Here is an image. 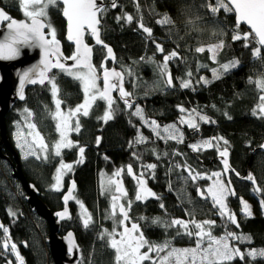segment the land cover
Returning <instances> with one entry per match:
<instances>
[{"label":"trees","instance_id":"16d2710c","mask_svg":"<svg viewBox=\"0 0 264 264\" xmlns=\"http://www.w3.org/2000/svg\"><path fill=\"white\" fill-rule=\"evenodd\" d=\"M101 1L106 11L101 17L100 38L112 49L115 66L123 76V87L131 93L130 99L140 103L145 117L168 124L180 119L183 113H197L209 121L198 123V137L218 138L223 142V149L228 152V163L234 171V175L227 172L231 189L235 192L228 199L227 206L235 214L239 227L226 223L212 203L198 196V187L204 188L206 182L193 180L189 175V170L192 176L222 170L214 148L194 153L185 144L157 139L147 130H142L144 141L135 143L136 132L128 122L129 113L117 106L116 117L103 125L100 117L104 115L106 105L102 103L84 119V138L92 146L99 137V143L87 149L83 162L64 179L66 186L74 181L73 200L81 201L92 216V223L86 229L74 201L70 203V218L60 222L61 237L68 232L74 234L80 253L78 264H114L115 253L107 246V238L100 239L104 230L111 231L113 221L106 218L109 206L107 199L99 195L98 178L102 172L111 174L120 169H123L121 178L127 198L133 201L129 210L130 221L126 222L137 223L149 242L162 244L170 241L172 247L193 246L194 236L184 234L179 226L165 225L173 219L185 222L194 219L201 223L215 221L211 232L216 237L225 231L250 236V242H232L241 252L264 249L261 207L264 200V153L257 150L264 144V116L258 111L264 90L256 84L257 80L264 79V49L259 57H254L253 50L257 47L254 41L249 47L244 46V40L234 41V15L222 10L212 14L208 5L214 6L215 0ZM0 8L15 20L23 19L19 0H0ZM61 14L59 8L49 9V20L56 29L62 52L65 57H70L73 48L65 40V23ZM129 15L131 21L126 19ZM165 15L172 23H158ZM141 24L151 29V37L143 31ZM246 31L241 26L240 32ZM220 41L224 42V47L214 62L208 52L196 51ZM85 43L92 44V41L88 38ZM157 44L163 52L157 50ZM172 52L177 55L167 62V71L172 78V85L168 86L166 75H162L159 66L164 63V56ZM93 53V60L98 64L107 56L105 50L98 47H94ZM234 60L239 62L236 67L219 79H213V69ZM50 75L56 76L62 108L70 110L76 107L82 99L80 84L57 69H53ZM183 81H188L189 87H181ZM25 109L32 113L33 122L45 137L53 142L56 138L55 124L50 113H53L54 104L50 86L45 84L27 89L24 101L16 102L4 117L9 144L11 126L17 120L15 112ZM254 109L257 115H253ZM63 155L64 161H75L72 152L66 151ZM59 161V158H49L47 163H42L28 159L20 164L23 177L37 188L40 200L51 212L63 207L61 193L48 191ZM137 161L155 165L146 186L156 195L145 201H136V177L132 178L125 170L131 165L135 171ZM14 169L13 154L0 145V264L13 259L8 247H4L7 242L4 228L8 229L9 238L17 246L24 264H53L47 247L49 228L25 203L21 185L13 177ZM248 171L255 178V184L248 183ZM254 188L260 191H253ZM241 200L251 205L252 217H245L242 213ZM154 218H159L162 223H153ZM231 264H264V258L245 256L241 260L237 257Z\"/></svg>","mask_w":264,"mask_h":264},{"label":"snow or ice","instance_id":"6c2138e0","mask_svg":"<svg viewBox=\"0 0 264 264\" xmlns=\"http://www.w3.org/2000/svg\"><path fill=\"white\" fill-rule=\"evenodd\" d=\"M20 9L25 17V20L17 21L11 18L3 10H0V22L6 23V32L3 39H0V59L12 60L20 54V46H31L39 48L41 51V59L39 64L34 65L32 68L24 71L20 75V88L19 95L20 99H24V84H40L45 85L47 83L51 86V94L55 103L56 111L50 113L52 119L56 121V131L60 135V139L52 146L54 155L61 156V149L73 147V142L68 138V132L80 131V121L77 118L74 125L72 124V118L77 117L78 114L88 116L90 109L93 108L97 100H103L106 102V109L104 115L100 119L107 122L113 118L116 109L114 105L116 100L112 96V92L117 90L119 92V98L124 101L125 106L132 107L127 99L131 93L126 91L122 85L123 76L120 72L115 70L105 69L103 73V89L97 86V80L99 79L96 68L92 64V48L85 43L86 32L95 38V42L98 45H103V41L100 38V25L101 17L106 11L97 0H19ZM62 5V7H60ZM115 7V3L112 5ZM59 8L63 17L66 19L67 27V40L75 44V51L72 56L63 58L61 52L60 41L57 39L56 29L49 20V9ZM209 10L212 14H218L221 10L226 14H234L235 16V31L232 35V39L244 40L245 47L254 41L257 47L253 50V56L259 57L261 50L264 49V0H215V5H208ZM117 19H120L118 17ZM128 21L132 20V17L126 16ZM161 24H170L172 21L165 15L161 20L158 21ZM242 25H247L250 31L241 33L240 29ZM145 33L149 37L152 35L150 28L145 27L143 24L140 25ZM47 29V31H45ZM50 37V38H49ZM107 48L108 56H112V49L107 45H103ZM157 50L163 52V48L157 44ZM224 47V42L220 41L218 44L210 45L208 51L213 54L212 59L215 60L219 53V50ZM204 48H197V52H203ZM177 54L172 52L170 55L164 56V63L160 65L162 75H168L167 84L172 85V78L167 71V62L175 57ZM63 59H70L73 61L72 65L68 66L62 62ZM238 61H230L227 64L220 65L223 73L228 72L231 68L237 66ZM103 67V65H101ZM53 69L59 70L60 73L71 76L74 80H77L83 92L84 100L81 104L77 105L75 109H70L67 113L61 111L62 101L58 98L59 88L56 83V76L50 75ZM213 77L219 79L222 72L218 69H213ZM34 73L33 75H30ZM189 75H191L189 73ZM202 80L204 78H201ZM208 83L207 80L204 81ZM252 82V81H250ZM256 84L258 88L264 90V79L257 80ZM181 87H189L188 81H183ZM259 113L264 116V95L260 97V103L258 105ZM184 111L183 108L180 109ZM195 111V110H193ZM28 113V117L32 116V113L25 109ZM134 116H138L141 120H144L143 112L139 107H136L135 112L132 113ZM253 115H257V110H253ZM200 120L205 123L209 122L207 117L200 116ZM147 123V121H145ZM181 123H187L190 128H197L195 120L190 116L187 120L181 117ZM153 131L159 136V125L156 121H151ZM27 127L30 129L28 135L32 137L31 143L25 140L24 144L28 146L29 151L26 153L27 156H34L37 159H41V155L46 160L48 158L47 153L49 152V146L45 143L44 138L37 130L36 125L29 123ZM167 133V139H177L182 141V134L179 133V129L175 125L165 126L163 129ZM218 139V138H213ZM144 137L138 135L136 143H142ZM99 143V138H97ZM227 144V141H225ZM18 147L23 150L24 145L18 143ZM190 147L193 151H197L202 147H213L211 140L201 141L199 144H192ZM264 147V146H262ZM39 149V152H37ZM81 158L76 163L83 162L84 149H79ZM220 156L224 157L225 172L229 171V165L227 162L228 152L227 149L220 152ZM73 165L66 164L61 160L60 166L56 169V175L54 176L55 184L52 185L53 190L59 191L61 187V179L65 172L72 171ZM148 169L155 168V165H147ZM127 172L129 175H133L131 165L128 166ZM120 171L113 173V177H118ZM189 175L193 180L197 176H192L191 170ZM212 176L216 177L213 184L206 189L207 196H204L203 192H199L202 198H211L212 206L218 208V214L225 218L226 223L230 222L236 227H239L236 216L227 206V197L234 196L235 192L231 190V181H223L221 173L214 172ZM135 178V177H134ZM248 180L256 183L255 178L252 174L247 177ZM115 186V193H113L112 186ZM138 190L136 192V201L145 200L148 196H155L156 194L151 192L145 186L143 178L137 179ZM75 189V183L69 189L68 194L64 196L65 204L70 199H74L73 192ZM102 193L111 194V211L107 213L106 218L113 220V228L109 232L104 230L100 234V239L107 238V246L114 250V264H144L145 261H152V264H231V262L239 257L243 260L245 256L252 257L255 259L257 256L264 258V249L261 250H250L246 253L241 252L239 248L234 247L230 244L229 240L232 241H251L250 236L237 235L236 233L225 231V233L216 237L212 234L211 228L215 225V221L205 220L202 223L197 222L194 219L188 222L179 219H173L170 224L165 225L166 227L179 226L184 229V234L189 237H196V243L194 247L177 249L171 246L170 241H165L162 244H154L145 239L143 232L140 230V226L137 223H131V227H127L125 222L130 221L129 210L133 201L128 200L127 205L121 203L122 197H127L128 193L124 189L122 182L108 178L106 181L102 180L101 183ZM199 191V190H198ZM253 191L259 192V188H254ZM81 208V219L84 227L87 229L92 223V216L88 213L84 204L77 200ZM242 213L245 217H251L252 212L250 206L241 200ZM161 207H164L161 204ZM261 207L264 208V200L261 201ZM61 219L70 218L68 216L67 207L63 212L57 213ZM140 219H146L141 217ZM153 223H162L159 218H154ZM189 223L194 225V230H189ZM117 226L122 228V231L117 230ZM2 227V226H0ZM207 228V230H206ZM5 233L8 232L7 228H4ZM180 234L179 232L177 233ZM69 250L76 249L72 233L68 234ZM8 247L7 242L4 245ZM147 248V251H141ZM168 250L165 255L161 256V252ZM11 251L16 255V260L19 264H24L23 258L17 251V246L11 244ZM156 253L158 259L150 257L149 253Z\"/></svg>","mask_w":264,"mask_h":264},{"label":"water","instance_id":"95a60500","mask_svg":"<svg viewBox=\"0 0 264 264\" xmlns=\"http://www.w3.org/2000/svg\"><path fill=\"white\" fill-rule=\"evenodd\" d=\"M97 3L101 5V0H97ZM0 10H3V9L0 8ZM61 16L65 23V40L73 48V51H75V44L67 40L66 19L63 17L62 14ZM21 20H24V19H17V21H21ZM234 20H235V16H234ZM6 23L7 22H0V39H3V36L6 32ZM242 26L245 27L247 31H250L247 25H242ZM46 30L47 29H45V31ZM92 40L96 44L94 37H92ZM106 51H107V48H106ZM61 52H62V49H61ZM63 58H65L64 55H63ZM63 58H62L63 63H65L68 66L72 65L73 61H71L70 59H63ZM40 59H41L40 49L36 47H31V46H20V54L15 59H12V60L0 59V133H1L0 145H3L6 149H8L13 154V157L16 163V169H14L13 177L19 181L22 187V190L26 195L25 196L26 204L30 207V210L34 212L37 217L42 219L47 224L49 228L47 247H48V251H49V255L52 260V263L53 264H78V261L80 259V253H79L78 247L76 249H72L71 251L69 250V242H68L67 237H68V234L72 232H68L63 237L59 235L60 222L64 221L67 218L61 219L57 215V213L63 212L66 207L68 210V216L70 215L69 204L72 202L73 199H70L67 202V204H65L64 196L68 194V191L72 187V184L74 183V181L71 180L69 182L66 192L64 193V195H62L63 209L59 212L52 213L48 209V207L40 200L37 188L33 184L28 183L23 177L21 170H20V163L18 161V155L11 148L7 140L6 132H5L4 117L6 116V114H8L12 110L16 102L22 103L24 101V99H20V95H19L20 75L24 71H27L28 69L32 68L34 65L39 64ZM30 75H33L34 77V73H31ZM167 79H168V75H166V82H167ZM100 80L103 83V73L100 76ZM36 86H44V85H40L38 83L37 84L25 83L24 93H23L24 98H25V93L27 89L34 88ZM262 146H264V144H262L257 150L259 152L264 153V147ZM224 159H225L224 157H220L219 161L221 162L222 168L225 171V165L223 163ZM227 162H228V156H227ZM227 172L234 175V171L231 169L230 165H229V171ZM249 174H251L250 171H248V175ZM247 181L248 183L252 184V181L248 179ZM198 196L201 198L199 191H198ZM72 238L74 239L76 243L73 233H72Z\"/></svg>","mask_w":264,"mask_h":264},{"label":"rangeland","instance_id":"374dc122","mask_svg":"<svg viewBox=\"0 0 264 264\" xmlns=\"http://www.w3.org/2000/svg\"><path fill=\"white\" fill-rule=\"evenodd\" d=\"M22 16H23V19L25 20V17H24V15H23V13H22ZM47 31V30H46ZM50 38V37H49ZM216 44H218V43H216ZM212 45H215V44H212ZM210 45H207V46H203L202 48H204L205 50L204 51H206V52H208V54H209V57H210V59H211V61H215L216 60V58H215V60L214 59H212V56H213V54L212 53H210L207 49H208V47H209ZM201 48V47H200ZM221 50V49H220ZM220 50H219V52H220ZM203 51V52H204ZM74 52V51H73ZM72 56V55H71ZM65 58H67V57H65ZM233 68H231L229 71H231ZM102 70H104L103 69V67H102ZM218 70H220L221 72H222V69H218ZM227 73V72H226ZM225 73H223L222 72V74L220 75V77L221 76H223ZM68 76V75H67ZM69 77H71V76H69ZM71 79H73L72 77H71ZM213 79H215L214 77H213ZM74 80V79H73ZM211 80V79H210ZM77 83H79L77 80H75ZM50 86V85H49ZM99 87V86H98ZM100 88V87H99ZM50 91H51V86H50ZM58 96H59V94H58ZM84 97V96H83ZM59 98V97H58ZM129 98V97H128ZM53 104H54V110H53V113L56 111V108H55V103H54V101H53ZM81 104V103H80ZM76 108V107H75ZM74 108V109H75ZM141 109V108H140ZM142 110V109H141ZM61 111L62 112H64V113H67L69 110H64L63 108H62V105H61ZM258 111H259V108H258ZM135 112V111H134ZM143 112V111H142ZM16 113V117H17V120L12 124V126H11V136H12V141H13V144H14V147H15V149L18 151V153H19V155H20V158L22 159V160H27V159H29V158H35L36 160H39V161H41L42 163H47V161H48V159L49 158H54V159H56V158H59L60 159V161L59 162H57V168L60 166V162H61V160H63V162L64 163H66V164H72L73 165V168L74 167H76L77 165L75 164V162H66V161H64V159H63V154H64V152H66V151H68V152H72L74 155H75V152H76V150H79V146L73 141V134L76 132V131H70V132H68V138L73 142V147H71V148H64V149H61V156H59V157H57V156H55L54 155V152L52 151V146L56 143V141H58L59 139H60V135H59V133L56 131V121L54 120V124H55V135H56V138H55V140L53 141V142H50V140L48 139V138H46L45 136V134L44 133H42L41 132V130L36 126V128H37V130L40 132V134H41V136L44 138V140H45V143L49 146V152L47 153V155H48V158L45 160L44 158H43V155H41V159H37L36 157H34V156H27V158H26V153L29 151V148H28V146L27 145H25L24 144V142H25V140H27V141H29V143H31V140H32V137L31 136H29L28 135V133H29V131H30V129L27 127V125L29 124V123H33V124H35L34 122H33V119H32V116L31 117H28V113L27 112H25V110H22V111H20V112H15ZM132 113L133 112H131V111H129V114H128V117L130 118V122L131 123H134L135 122V120L133 119V118H139L138 116H134V115H132ZM186 115V116H185ZM114 116H115V114L113 115V118H114ZM143 116H144V120H141L140 118V120H141V126L140 127H138L137 128V131H135L136 132V139H137V137H138V135H140V136H142V130H147V131H149L152 135H153V137H155V138H157V139H161V140H166V141H171V142H175V143H177V144H185V139L189 136L188 134H182V132L180 131V129L178 128V126L176 125V124H166V125H160L157 121H156V123H157V125H159V129H158V131H159V136L156 134V132H154L153 131V128H152V126H151V122H148L147 120H146V117H145V115L143 114ZM192 117L194 120H195V122H196V124L198 125V123H200V122H204V121H202V120H200L199 119V117L201 116V115H199V114H194V113H192V112H186V114L185 113H183L182 114V116L181 117H183L185 120H187L189 117ZM112 118V119H113ZM75 120H76V117H73L72 118V124L74 125V123H75ZM180 120H181V118H180ZM145 121H147V123H145ZM36 125V124H35ZM168 125H175V127L177 128V129H179V133L180 134H182V141H178L177 139H167L166 137H167V133L166 132H164L163 131V129L165 128V126H168ZM181 125L184 127V128H187L190 132H191V136H190V142H189V145H186L187 147H188V150H190L191 152H194V153H196V152H203V151H206V150H210V149H215L216 150V158H217V160L219 161V158L221 157L220 156V152L221 151H224L225 149H223V142L222 141H220V140H218V139H213V138H209V139H201L200 137H198V133H197V131H196V129L197 128H190L188 125H187V123H181ZM205 140H211L212 141V144H213V147H202V148H200L199 150H197V151H193V149L190 147V145H192V144H199L201 141H205ZM18 143L19 144H21V145H24V147H23V150H22V148L21 147H18ZM37 152H39V149H37ZM220 162V161H219ZM135 163H138L137 165H136V169H135V171H133L134 172V175H135V177H136V192H137V190H138V185H137V179H139V178H143L144 179V181H145V186H146V183H147V180L149 179V177H150V175H151V171H152V169H148L147 168V165H149V164H141L140 163V161H137V162H135ZM56 168V169H57ZM73 168H72V170H73ZM116 171H114V172H112L111 174H106V173H104V172H102V173H100L99 174V178H98V186H99V195L100 196H102V197H104V198H106L107 199V203H108V206H109V212L111 211V194H108V193H102V189H101V183H102V180H107L108 178H114V179H117V180H119V181H121L122 182V185H123V187H124V184H123V178H121L120 176H118V177H113V173H115ZM214 172H219V173H221V179L223 180V181H225V183H227V181H230V179H229V176H228V174H227V172H225L224 170H223V168H222V170H218V171H211L208 175H205V174H196L195 173V176H197V178H196V180H199V181H205L206 182V185H205V187L204 188H199L198 187V190H199V192H203L204 193V196H207L208 194H207V192H206V189H208L209 188V186H211L212 184H213V182H214V180L216 179V177H214V176H212V173H214ZM68 173H71V171L70 172H65V174L62 176V179H61V187H60V190L59 191H55V190H53V188H52V185L53 184H55V180L53 179L54 178V176L56 175V171L54 172V174H53V177H52V183L49 185V189H48V191H51L52 193H59L60 191H62L63 189H64V183H65V177L68 175ZM247 179V178H246ZM112 188H113V193L114 194H117V195H119L118 193H115V186L113 185L112 186ZM146 188H147V186H146ZM125 189V188H124ZM148 189V188H147ZM197 190V191H198ZM232 190V189H231ZM128 196V195H127ZM153 196H148L145 200H147V199H150V198H152ZM231 196H228L227 197V201L226 202H228V199L230 198ZM201 198H202V196H201ZM202 199H205V198H202ZM145 200H142V201H145ZM205 200H208L210 203H212V200H211V198L209 197V198H207V199H205ZM75 201V203H76V205H77V207H78V209H79V214L81 215V208H80V206H79V204H77V202H76V200H73V202ZM127 201H128V198L126 197H122L121 198V203H124L125 205H127ZM244 201V200H243ZM244 202H246V201H244ZM249 206H250V208H251V205L248 203V202H246ZM227 205H228V203H227ZM242 205V204H241ZM243 207V206H242ZM217 209V212H218V208H216ZM263 209V214H264V208H262ZM251 212H252V210H251ZM252 216H253V214H252ZM251 216V217H252ZM112 220V219H111ZM113 221V220H112ZM125 224H126V226L127 227H131V223L130 222H125ZM112 226V228H113V225H111ZM190 226H192V229L191 230H194V225H192L191 223H189V225H188V227H189V230H190ZM112 230V229H111ZM117 230L118 231H122L123 229L122 228H120L119 226H117ZM184 230V229H183ZM206 230H207V228H206ZM5 235H6V237H7V243H8V250H9V252H10V254H12L13 255V259H12V261H9L8 262V264H19V262L16 260V255L11 251V244H13L12 242H11V240H10V238H9V235H8V232L7 233H5ZM220 237V236H219ZM194 238H195V243H196V237L194 236ZM229 242H230V244L232 245V246H234L233 245V241L230 239L229 240ZM233 242V243H232ZM195 243H194V245L193 246H191V247H194L195 246ZM174 248H177V249H182V248H185V247H174ZM255 250V249H254ZM257 250V249H256ZM114 251V250H113ZM141 251H147V248H144V249H142ZM168 250L166 249L165 250V252H161L160 253V255L161 256H163V255H165L166 254V252H167ZM248 251H250V250H247L246 252H248ZM149 255H150V257H153L154 259H158V257L156 256V253H149ZM247 257H249V256H247ZM250 259H253L252 257H249ZM257 258H261V257H259V256H257L255 259H257ZM145 262H149V263H151L152 264V261L151 260H149V261H145ZM144 262V263H145Z\"/></svg>","mask_w":264,"mask_h":264},{"label":"flooded vegetation","instance_id":"af4514ba","mask_svg":"<svg viewBox=\"0 0 264 264\" xmlns=\"http://www.w3.org/2000/svg\"><path fill=\"white\" fill-rule=\"evenodd\" d=\"M103 5V3H102V1H101V6ZM7 15H9V14H7ZM10 16V15H9ZM88 38H90L91 39V41H92V44H88V46L89 47H91L92 48V64L94 65V67L96 68V72H97V75H98V77H99V79L97 80V86H99L100 87V89H103V83H102V81L100 80V76H101V74L102 73H104V71H105V69H107V70H109V71H111V70H115V71H117V72H120L117 68H116V66H115V61H114V57H113V54H112V56L111 57H109L108 56V53H107V51H106V48L103 46V45H105L104 43H103V45H96L94 42H93V40H92V36L90 35V34H88L87 32H86V34H85V41H87V39ZM94 47H98V48H100V49H102V50H105V52H106V54H107V56H106V58H104L99 64L98 63H96V62H94V60H93V57H94ZM64 55V54H63ZM65 57V56H64ZM108 62H110V65H108ZM101 65H103V69L104 70H102V67H101ZM121 73V72H120ZM80 84V83H79ZM122 85H123V82H122ZM80 87H81V85H80ZM81 91H82V89H81ZM112 96H113V98L116 100V104L114 105V108H116L117 106L118 107H123V109H124V112H128L129 113V111H131V112H134L135 110H136V107H139V108H141L142 109V107H141V105H140V103H137L135 100H132V99H130V97L129 98H127L128 100H129V103L132 105V107H127V106H125V104H124V101L123 100H121L120 98H119V92L117 91V90H114L113 92H112ZM83 100H84V97H83V92H82V99H81V102L80 103H82L83 102ZM79 103V104H80ZM102 103H105V105H106V102L105 101H103V100H97L96 102H95V104H94V106H93V108L92 109H90V112H89V115H90V113L98 106L99 107V105L100 104H102ZM78 104V105H79ZM106 107H107V105H106ZM75 108V107H74ZM73 108V109H74ZM121 109V108H120ZM88 115V116H89ZM88 116H83V115H81V114H78L77 115V117H76V119L78 118L79 119V121H80V125H81V127H80V131L79 132H75L74 134H73V141L79 146V149L82 147L83 149H84V152H83V159L85 158V156H86V151H87V149H89V148H93L98 142H97V138H99V137H97L96 138V142L97 143H94L92 146H91V143H89V142H87L86 141V139L84 138V126H85V123H84V119H86ZM127 116H128V114H127ZM116 116H114V118H115ZM113 118V119H114ZM113 119H111V120H108L107 122H105L104 120H102V124L103 125H105V124H107L108 122H111V121H113ZM134 120H135V125H134V123H131L130 122V118H128V122H129V124H130V126L135 130V131H137V128L138 127H140L141 126V120L139 119V118H133ZM146 120L148 121V122H151V121H153V120H151V119H149V118H146ZM176 124L177 126H178V128L180 129V131L182 132V134H188L189 136L185 139V144L186 145H189V142H190V136H191V132L187 129V128H184L182 125H181V120L178 118V119H176L175 121H173V122H171V123H168V124ZM160 124V123H159ZM160 125H166V124H164V123H161ZM196 131H197V133H198V129H196ZM56 133V132H55ZM130 143H132V141L130 142ZM134 143V142H133ZM136 143V142H135ZM10 145H11V147H12V149L17 153V155H18V161H19V163L21 164V162H23V160L20 158V155H19V153H18V151L15 149V147H14V144H13V141H12V136H11V143H10ZM187 147V146H186ZM188 148V147H187ZM75 164L76 165H78L79 163H76L80 158H81V154H80V151L79 150H76V152H75ZM29 159H34V160H36L35 158H29ZM28 160V159H27ZM220 164H221V162H220ZM222 166V165H221ZM127 168H128V166L125 168V170H126V172H127ZM120 171V177H122V174H123V169H120L119 170ZM128 173V172H127ZM126 173V174H127ZM134 173V172H133ZM229 173V172H228ZM227 173V174H228ZM231 174V173H230ZM233 175V174H232ZM129 176H131L132 178H134L135 177V175L133 174V175H129ZM64 189L62 190V191H60L58 194H60L61 193V196H60V201H61V203H62V195H64V193L66 192V190H67V188H68V186H66L65 185V183H64ZM22 188V187H21ZM23 191V190H22ZM23 194H24V201H25V193L23 192ZM73 196H74V193H73ZM72 202H73V200H72ZM26 203V202H25ZM62 206H63V204H62ZM62 209H63V207H62ZM61 209V210H62ZM61 210H59V211H61ZM59 211H56V212H59ZM56 212H52V213H56ZM69 213H70V204H69ZM63 237V236H62Z\"/></svg>","mask_w":264,"mask_h":264},{"label":"built area","instance_id":"2783aa9c","mask_svg":"<svg viewBox=\"0 0 264 264\" xmlns=\"http://www.w3.org/2000/svg\"><path fill=\"white\" fill-rule=\"evenodd\" d=\"M5 264H8V263H5Z\"/></svg>","mask_w":264,"mask_h":264}]
</instances>
